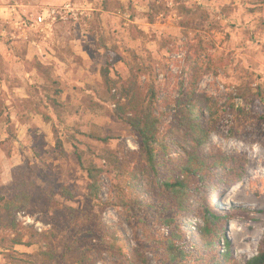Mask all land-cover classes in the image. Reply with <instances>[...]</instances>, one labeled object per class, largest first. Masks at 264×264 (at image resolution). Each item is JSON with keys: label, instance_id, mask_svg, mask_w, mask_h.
I'll return each instance as SVG.
<instances>
[{"label": "rangeland", "instance_id": "obj_1", "mask_svg": "<svg viewBox=\"0 0 264 264\" xmlns=\"http://www.w3.org/2000/svg\"><path fill=\"white\" fill-rule=\"evenodd\" d=\"M103 46L118 52L111 78L135 80L142 99L157 92L153 166L102 80ZM193 89L209 131L202 147L180 123ZM260 94L264 0H0V195L31 191L0 217V264L198 263L171 261L169 240L201 264H251L264 251ZM193 156L201 171L186 177V213H174L165 182ZM78 157L108 172L98 200ZM64 184L75 199L56 193ZM206 210L226 217L216 251L197 233L214 227Z\"/></svg>", "mask_w": 264, "mask_h": 264}, {"label": "trees", "instance_id": "obj_2", "mask_svg": "<svg viewBox=\"0 0 264 264\" xmlns=\"http://www.w3.org/2000/svg\"><path fill=\"white\" fill-rule=\"evenodd\" d=\"M103 49L107 55V61L105 67L101 71L102 80L111 100L114 102L116 101L117 103L118 117L124 120V122L129 125L132 131L138 136L141 156L148 165L153 166L156 161V150L160 141L159 133L161 129V118L155 114L154 109V105L157 101V92L151 88L148 97L142 99V97H139V91L135 80L127 82L121 78H111L110 73L113 68L111 60L112 58L117 57L118 52L115 49L107 48L106 46H103ZM113 91L115 93H113ZM117 94L120 95V98L125 100L124 104L117 102ZM181 98V104H184L185 106L181 116V126L184 127L185 132L188 134L191 141L197 147H202L208 142L209 131L205 127L202 112L197 107L195 90L193 89L190 93L183 95ZM259 98L264 101V96L262 94L259 95ZM1 117L2 113L0 112V119ZM57 147H62V143L59 139H57ZM195 159L196 158L193 156L192 160L189 161V164L183 166L181 178L165 182V188L171 193L168 203L172 206L171 208L174 213L184 214L187 211L185 202L188 196V181L186 177L189 174L201 171V164ZM78 160L90 182L88 185V198L90 200H98L102 194L101 178L105 174H108V172L95 165L84 167L80 162L79 157ZM56 193L71 200L76 197L75 192L68 184H64L58 188ZM30 200L31 191L29 187L19 190V192L12 198H6L5 196L0 195V217L3 215L12 217L13 214L27 205ZM206 211L209 216V218L207 217L206 223L208 226L211 224V226L214 227H207L206 229L198 228L197 233L200 242L205 248L210 249L211 251H216L218 240H216L215 231L218 227L224 224L226 217L221 216L219 212L213 213L209 210ZM183 233L184 232L181 231V233L176 236L177 239L182 240L183 238L181 237H184ZM166 251L168 252V258L171 261L186 262V259L193 258L194 261L198 262L197 264H201V262H199L200 260L195 258L194 254L191 252H185L184 249H179V246H176L171 240L166 242ZM229 254L230 252L228 250L225 257L228 258ZM215 260L214 264H220L223 261L218 260V258H215ZM251 264H264V251H261L255 256L251 260Z\"/></svg>", "mask_w": 264, "mask_h": 264}, {"label": "built area", "instance_id": "obj_3", "mask_svg": "<svg viewBox=\"0 0 264 264\" xmlns=\"http://www.w3.org/2000/svg\"><path fill=\"white\" fill-rule=\"evenodd\" d=\"M54 13H55L54 11H52V12L48 11L46 14L43 13L41 16H38V18H36L35 20L34 19L30 20V23L29 22L24 23V25L26 27L28 24H30V26L33 28L35 27V25L40 26V25L44 24L47 19H51L54 16ZM45 15H47V17ZM31 21H32V23H31Z\"/></svg>", "mask_w": 264, "mask_h": 264}]
</instances>
